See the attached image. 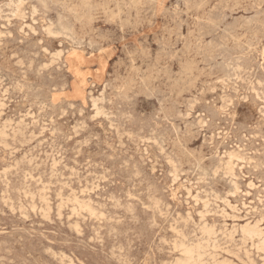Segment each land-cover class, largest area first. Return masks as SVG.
Here are the masks:
<instances>
[{"label":"rangeland","instance_id":"1","mask_svg":"<svg viewBox=\"0 0 264 264\" xmlns=\"http://www.w3.org/2000/svg\"><path fill=\"white\" fill-rule=\"evenodd\" d=\"M0 90V264H264V0H0Z\"/></svg>","mask_w":264,"mask_h":264},{"label":"bare ground","instance_id":"2","mask_svg":"<svg viewBox=\"0 0 264 264\" xmlns=\"http://www.w3.org/2000/svg\"><path fill=\"white\" fill-rule=\"evenodd\" d=\"M15 1V0H14ZM26 1V0H25ZM4 3V2H3ZM19 4V3H18ZM10 6V5H9ZM6 7H7V5H6ZM23 7V6H22ZM32 7V6H31ZM18 9H20V8H18ZM33 9V8H32ZM17 11V10H16ZM34 11H35V9H34ZM13 12V11H12ZM32 12V11H31ZM15 13V12H14ZM9 14V13H8ZM93 15V14H92ZM6 18V17H5ZM17 19V18H16ZM10 20V19H9ZM12 20V19H11ZM22 20V19H21ZM36 20V19H35ZM96 20V19H95ZM7 21V20H6ZM35 22V21H34ZM27 24V23H26ZM7 25V24H6ZM49 25H51V24H49ZM2 26V25H1ZM9 26V25H8ZM32 26V25H31ZM174 26V25H173ZM3 28V27H2ZM5 28V27H4ZM23 28V27H22ZM32 28H34V27H32ZM48 29H49V26H48ZM45 30V29H44ZM31 32V31H30ZM51 32V31H50ZM159 33H161V32H159ZM8 34V33H7ZM24 34H26V33H24ZM34 34V33H33ZM5 35V34H4ZM62 37V36H61ZM72 41V40H71ZM60 44V43H59ZM191 47V46H190ZM61 50V49H60ZM262 51V50H261ZM263 52V51H262ZM59 53V52H58ZM63 54V53H62ZM257 59V58H256ZM132 61V60H131ZM238 61V60H237ZM262 61V60H261ZM20 62V61H19ZM22 64V63H21ZM55 64V63H54ZM30 67V66H29ZM237 70H239V69H237ZM247 71V70H246ZM22 72V71H21ZM239 72V71H238ZM157 75V74H156ZM23 76V75H22ZM237 76V75H236ZM241 77V76H240ZM149 79V78H148ZM241 79V78H240ZM97 80V79H96ZM242 81V80H241ZM107 83V82H106ZM17 85V84H16ZM259 85V84H258ZM22 87V86H21ZM252 87V86H251ZM23 88V87H22ZM218 88V87H217ZM119 89V88H118ZM21 90V89H20ZM1 91V90H0ZM1 93V92H0ZM21 93V92H20ZM91 93V92H90ZM203 93V92H202ZM201 94V93H200ZM224 96V95H223ZM221 98V97H220ZM228 98V97H227ZM94 99V98H93ZM4 100V99H3ZM12 100V99H11ZM25 100V99H24ZM94 101V100H93ZM99 101V100H98ZM220 101H222V100H220ZM261 101V100H260ZM1 102V101H0ZM104 102V101H103ZM227 102V101H226ZM9 105V104H8ZM97 105V104H96ZM95 105V106H96ZM221 105V104H220ZM228 105V104H227ZM5 106V105H4ZM192 106V105H191ZM1 108V107H0ZM190 108V107H189ZM260 108V107H259ZM29 109V108H28ZM189 110V109H188ZM3 112V111H2ZM33 112V111H32ZM80 112V111H79ZM4 113V112H3ZM39 113V112H38ZM104 113V112H103ZM103 113H101V114H103ZM32 114V113H31ZM63 114V113H62ZM27 115V114H26ZM225 115V114H224ZM262 115V114H261ZM31 116V115H30ZM105 116V115H104ZM112 116H114V115H112ZM28 116H26V118H27ZM131 117V116H130ZM22 118H24V117H22ZM108 119V118H107ZM9 120H11V119H9ZM106 120V119H105ZM5 121V120H4ZM33 121V120H32ZM17 122V121H16ZM37 122V121H36ZM84 122V121H83ZM200 123V122H199ZM4 124V123H3ZM11 124H12V122H11ZM10 124V125H11ZM17 124V123H16ZM32 125V124H31ZM256 125V124H255ZM201 126V125H200ZM3 127V126H2ZM29 127H30V125H29ZM23 128V127H22ZM7 129H8V127H7ZM16 129V128H15ZM17 130V129H16ZM15 130V131H16ZM74 130H76V129H74ZM26 131V130H25ZM118 131V130H117ZM12 132V131H11ZM217 132V131H216ZM3 133V132H2ZM22 133V132H21ZM153 133V132H152ZM44 134V133H43ZM126 134V133H125ZM14 135V134H13ZM132 135V134H131ZM3 136V135H2ZM76 136V135H75ZM137 136V135H136ZM4 137V136H3ZM124 137V136H123ZM128 137V136H127ZM143 137V136H142ZM254 137V136H253ZM0 138H1V136H0ZM12 138V137H11ZM50 138V137H49ZM97 138V137H96ZM153 138V137H152ZM14 139H16V138H14ZM24 139V138H23ZM138 139H139V137H138ZM145 139V138H144ZM212 139V138H211ZM1 140V139H0ZM19 140V139H18ZM85 140H87V139H85ZM131 140V139H130ZM149 140V139H148ZM151 140V139H150ZM155 140V139H154ZM6 141V140H5ZM141 141V140H140ZM156 141V140H155ZM139 142V141H138ZM142 142V141H141ZM6 143V142H5ZM148 143V142H147ZM153 143V142H152ZM158 143V142H157ZM156 143V144H157ZM23 144V143H22ZM41 144V143H40ZM39 144V145H40ZM83 144H84V142H83ZM155 144V145H156ZM123 145V144H122ZM142 145V144H141ZM159 145V144H158ZM33 146V145H32ZM118 146V145H117ZM124 146V145H123ZM160 146V145H159ZM44 147V146H43ZM145 147V146H144ZM139 148V147H138ZM22 149V148H21ZM52 149V148H51ZM77 149V148H76ZM145 149H147V148H145ZM161 149H162V147H161ZM16 150V149H15ZM79 150V149H78ZM9 151H11V150H9ZM105 151V150H104ZM103 151V152H104ZM29 152H30V150H29ZM147 152V151H146ZM164 152V151H163ZM231 152V151H230ZM55 153V152H54ZM239 153V152H238ZM247 153V152H246ZM261 153V152H260ZM233 154V153H232ZM240 154V153H239ZM54 155V154H53ZM57 155V154H56ZM129 155V154H128ZM168 155V154H167ZM238 155V154H237ZM244 155H245V153H244ZM12 156V155H11ZM22 156V155H21ZM218 156V155H217ZM75 157V156H74ZM24 158V157H23ZM22 158V159H23ZM46 158V157H45ZM38 159V158H37ZM54 159V158H53ZM61 159V158H60ZM58 160V159H57ZM90 160V159H89ZM144 160V159H143ZM236 160V159H235ZM253 160V159H252ZM31 161V160H30ZM37 161V160H36ZM40 161H41V159H40ZM246 161V160H245ZM173 162V161H172ZM222 162V161H221ZM226 162V161H225ZM250 162V161H249ZM255 162V161H254ZM19 163V162H18ZM51 163V162H50ZM175 163V162H174ZM202 163H203V161H202ZM230 162H228V164H229ZM35 164V163H34ZM56 164V163H55ZM126 164V163H125ZM176 164V163H175ZM78 165V164H77ZM220 165V164H219ZM18 165H16V167H17ZM38 166V165H37ZM53 166H54V164H53ZM65 166V165H64ZM76 166V165H75ZM86 166V165H85ZM88 166V165H87ZM96 166V165H95ZM174 166H176V165H174ZM7 167V166H6ZM72 167V166H71ZM231 167V166H230ZM230 167H229V169H230ZM250 167V166H249ZM9 168H13V167H9ZM105 168V167H104ZM175 168V167H174ZM174 168L172 169V170H174ZM233 168V167H232ZM243 168V167H242ZM8 169V168H7ZM136 169V168H135ZM224 169V168H223ZM10 170V169H9ZM37 171V170H36ZM64 171V170H63ZM256 171V170H255ZM3 172V171H2ZM5 172V171H4ZM16 172V171H15ZM93 172V171H92ZM189 172V171H188ZM217 172V171H216ZM225 172V171H224ZM174 173V172H173ZM7 174V173H6ZM39 174V173H38ZM53 174V173H52ZM60 174V173H59ZM55 175V174H54ZM58 175V174H57ZM76 175V174H75ZM89 175V174H88ZM103 175V174H102ZM224 175H226V174H224ZM7 176V175H6ZM25 175H23V177H24ZM44 176V175H43ZM61 176V175H60ZM64 176V175H63ZM93 176V175H92ZM113 176V175H112ZM173 176V175H172ZM227 176V175H226ZM4 177V176H3ZM67 177V176H66ZM69 177V176H68ZM74 177V176H73ZM75 177H77V176H75ZM135 177V176H134ZM176 177V176H175ZM198 177V176H197ZM39 178V177H38ZM78 178V177H77ZM107 178V177H106ZM179 178V177H178ZM206 178V177H205ZM204 178V179H205ZM242 178V177H241ZM31 179H32V177H31ZM30 179V180H31ZM100 179V178H99ZM175 179V178H174ZM97 180V179H96ZM103 180H104V178H103ZM229 180H230V178H229ZM35 181V180H34ZM77 181V180H76ZM87 181V180H86ZM94 181H95V179H94ZM55 182H57V181H55ZM64 182V181H63ZM66 182H68V181H66ZM185 182V181H184ZM191 182V181H190ZM234 182V181H233ZM247 182V181H246ZM252 182V181H251ZM5 183V182H4ZM38 183V182H37ZM47 183V182H46ZM48 183H49V181H48ZM67 184V183H66ZM237 184V183H236ZM26 185V184H25ZM37 185V184H36ZM64 185V184H63ZM62 185V186H63ZM78 185L80 186L81 184H79L78 183ZM188 185V184H187ZM253 185V184H252ZM47 186V185H46ZM54 186V185H53ZM61 186V187H62ZM68 186V185H67ZM247 186V185H246ZM25 187V186H24ZM42 187V186H41ZM55 187V186H54ZM65 187V186H64ZM99 187V186H98ZM184 187V186H183ZM236 187V186H235ZM234 187V188H235ZM7 188H8V186H7ZM44 188V187H43ZM59 188H60V186H59ZM67 188V187H66ZM107 188V187H106ZM237 188V187H236ZM69 189V188H68ZM89 189V188H88ZM185 189V188H184ZM251 189V188H250ZM198 190V189H197ZM24 191V190H23ZM49 191V190H48ZM47 191V192H48ZM61 191V190H60ZM85 191V190H84ZM88 191V190H87ZM86 191V192H87ZM166 191V190H165ZM211 191V190H210ZM28 192V191H27ZM59 192V191H58ZM76 192V191H75ZM147 192V191H146ZM238 192H239V190H238ZM241 192V191H240ZM3 193V192H2ZM18 193V192H17ZM30 193V192H29ZM33 193V192H32ZM60 193V192H59ZM80 193V192H79ZM129 193V192H128ZM208 193V192H207ZM246 193V192H245ZM24 194V193H23ZM28 194V193H27ZM41 194V193H40ZM55 194H56V192H55ZM188 194H190L189 192H188ZM205 194H206V191H205ZM33 195V194H32ZM62 195V194H61ZM204 195V194H203ZM3 196H5V195H3ZM42 196V195H41ZM44 196H45V194H44ZM56 196V195H55ZM97 196V195H96ZM196 196V195H195ZM215 196H219V195H216L215 194ZM249 196V195H248ZM259 196V195H258ZM31 197V196H30ZM66 197V196H65ZM199 197V196H198ZM261 197H264V195L263 196H261ZM34 198V197H33ZM62 198H63V196H62ZM72 198V197H71ZM127 198H128V196H127ZM150 198V197H149ZM217 198V197H216ZM2 199V198H1ZM5 199V198H4ZM3 199V200H4ZM20 199V198H19ZM61 199V198H60ZM77 199V198H76ZM135 199V198H134ZM208 199V198H207ZM211 199V198H210ZM222 199V198H221ZM261 199V198H260ZM34 200V199H33ZM66 200V199H65ZM84 200V199H83ZM91 200V199H90ZM109 200V199H108ZM119 200V199H118ZM155 200V199H154ZM158 200V199H157ZM157 200H155V201H157ZM199 200V199H198ZM213 200V199H212ZM32 201V200H31ZM44 201V200H43ZM42 201V202H43ZM86 201V200H85ZM120 201V200H119ZM184 201V200H183ZM217 201V200H216ZM261 201V200H260ZM12 202V201H11ZM14 202V201H13ZM225 202V201H224ZM252 202V201H251ZM18 203V202H17ZM47 203V202H46ZM94 203V202H93ZM117 203V202H116ZM199 203V202H198ZM207 203V202H206ZM227 203V202H226ZM21 204V203H20ZM33 204V203H32ZM43 204V203H42ZM41 204V205H42ZM49 204V203H48ZM63 204V203H62ZM188 204V203H187ZM197 204V203H196ZM204 204V203H203ZM29 205V204H28ZM65 205V204H64ZM63 205V206H64ZM116 205V204H115ZM154 205V204H153ZM158 205V204H157ZM167 205V204H166ZM206 205V204H205ZM5 206H7V205H5ZM35 206V205H34ZM46 206V205H45ZM50 206V205H49ZM75 206H76V204H75ZM114 206V205H113ZM130 206V205H129ZM147 206V205H146ZM245 205H243V207H244ZM33 207V206H32ZM41 207V206H40ZM56 207V206H55ZM87 207V206H86ZM159 206H157V208H158ZM205 207V206H204ZM236 207V206H235ZM22 208H23V205H22ZM72 208V207H71ZM95 208V207H94ZM97 208V207H96ZM129 208V207H128ZM145 208V207H144ZM155 208V207H154ZM168 208V207H167ZM202 208V207H201ZM222 208V207H221ZM221 208H219V209H221ZM230 208H232V207H230ZM256 208V207H255ZM18 209V208H17ZM69 209V208H68ZM82 209V208H81ZM170 209V208H169ZM207 209V208H206ZM239 209V208H238ZM254 209V208H253ZM15 210V209H14ZM39 210V209H38ZM43 210V209H42ZM58 210V209H57ZM61 210V209H60ZM99 210V209H98ZM158 210V209H157ZM217 210V209H216ZM224 210V209H223ZM234 210V209H233ZM236 210H237V208H236ZM19 211H20V209H19ZM33 211V210H32ZM70 211V210H69ZM168 211V210H167ZM221 211V210H220ZM235 211V210H234ZM242 211V210H241ZM247 211V210H246ZM254 211V210H253ZM56 212V211H55ZM73 212V211H72ZM76 212V211H75ZM84 212V211H83ZM186 212V211H185ZM207 212V211H206ZM218 212V211H217ZM216 212V213H217ZM259 212V211H258ZM19 213V212H18ZM27 213V212H26ZM33 213V212H32ZM98 213V212H97ZM129 213V212H128ZM160 213V212H159ZM167 213V212H166ZM191 213V212H190ZM201 213V212H200ZM223 213V212H222ZM238 213V212H237ZM13 214V213H12ZM40 214V213H39ZM46 214V213H45ZM176 214V213H175ZM224 214V213H223ZM248 214V213H247ZM35 215V214H34ZM58 215V214H57ZM108 215V214H107ZM210 215H214V214H210ZM40 216V215H39ZM46 216V215H45ZM82 216V215H81ZM161 216V215H160ZM164 216V215H163ZM178 216V215H177ZM190 216V215H189ZM218 216V215H217ZM220 216V215H219ZM225 216V215H224ZM236 216V215H235ZM44 217V216H43ZM59 217V216H58ZM57 217V218H58ZM61 217V216H60ZM164 217H166V216H164ZM204 217V216H203ZM221 217V216H220ZM27 218V217H26ZM82 218V217H81ZM87 218V217H86ZM190 218V217H189ZM225 218V217H224ZM232 218V217H231ZM261 218V217H260ZM69 219V218H68ZM77 219V218H76ZM165 219V218H164ZM174 219V218H173ZM180 219H181V217H180ZM223 219V218H222ZM226 219V218H225ZM233 219H234V217H233ZM241 219V218H240ZM59 220V219H58ZM86 220V219H85ZM152 220V219H151ZM190 220V219H189ZM258 220V219H257ZM261 221H262V219H260ZM53 221V220H52ZM67 221V220H66ZM76 221V220H75ZM94 221V220H93ZM99 221V220H98ZM107 221V220H106ZM114 221H115V219H114ZM119 221V220H118ZM149 221V220H148ZM260 221V222H261ZM59 222V221H58ZM100 222V221H99ZM111 222H112V220H111ZM110 222V223H111ZM164 222V221H163ZM255 222V221H254ZM259 222V223H260ZM137 223V222H136ZM153 223H155V222H153ZM191 223V222H190ZM237 223V222H236ZM245 223V222H244ZM75 224V223H74ZM77 224H78V222H77ZM123 224V223H122ZM175 224V223H174ZM178 224V223H177ZM186 224V223H185ZM194 224V223H193ZM206 224V223H205ZM225 224V223H224ZM223 224V225H224ZM240 224V223H239ZM196 225V224H195ZM207 225V224H206ZM222 225V224H221ZM228 225V224H227ZM232 225H234V224H232ZM244 225H246V224H244ZM110 226V225H109ZM176 226V225H175ZM184 226V225H183ZM225 226V225H224ZM231 226V225H230ZM7 227V226H6ZM80 227V226H79ZM101 227V226H100ZM209 227V226H208ZM250 227V226H249ZM252 227V226H251ZM73 228V227H72ZM102 228V227H101ZM201 228V227H200ZM255 228V227H254ZM18 229V228H17ZM71 229V228H70ZM202 229V228H201ZM207 229V228H206ZM232 229V228H231ZM230 229V230H231ZM242 229V228H241ZM184 230V229H183ZM203 230V229H202ZM229 230V231H230ZM251 229H249V231L247 230V232H248V234H249V236H251L253 239H254V236H255V233H253V231L251 230ZM260 230V229H259ZM71 231V230H70ZM171 231V230H170ZM195 231V230H194ZM222 231V230H221ZM224 231V230H223ZM234 231V230H233ZM80 232V231H79ZM203 232H204V230H203ZM202 232V233H203ZM220 232V231H219ZM225 232V231H224ZM243 232V231H242ZM263 232V231H262ZM74 233H76V232H74ZM117 233V232H116ZM125 233V232H124ZM194 233V232H193ZM207 233H208V231H207ZM227 233V232H226ZM259 233H260V231H259ZM259 233H256V234H259ZM30 234V233H29ZM97 234V233H96ZM177 234V233H176ZM218 234V233H217ZM224 234V233H223ZM237 234V233H236ZM32 235V234H31ZM81 235V234H80ZM189 235V234H188ZM187 235V236H188ZM201 235V234H200ZM204 235V234H203ZM214 235V234H213ZM243 235V234H242ZM37 236V235H36ZM78 236V235H77ZM177 236V235H176ZM258 236V235H257ZM161 237V236H160ZM215 237V236H214ZM223 237V236H222ZM229 237V236H228ZM185 238V237H184ZM250 238V237H249ZM162 239V238H161ZM176 239V238H175ZM182 239V238H181ZM214 239V238H213ZM215 239H217V238H215ZM232 239V238H231ZM241 239V238H240ZM245 239V238H244ZM247 239V238H246ZM184 240V239H183ZM203 240V239H202ZM211 240V239H210ZM248 240V239H247ZM263 240V239H262ZM91 241V240H90ZM213 241V240H212ZM244 241V240H243ZM162 242H163V240H162ZM170 242V241H169ZM189 242H190V240H189ZM200 242V241H199ZM224 242V241H223ZM251 242H253V241H251ZM262 241L260 240V243H261ZM94 243H95V241H94ZM178 243V242H177ZM191 243V242H190ZM241 243V242H240ZM245 243V242H244ZM3 244V243H2ZM174 244V243H173ZM181 244H183V243H181ZM195 244V243H194ZM202 244V243H201ZM252 244V243H251ZM172 245V244H171ZM241 245V244H240ZM5 246V245H4ZM183 246V245H182ZM185 246H187V247H185ZM185 252H184V254L186 253V255H187V258H188V261L191 263V262H193V264H194V261H195V259H196V256H194V254H195V249L193 250L192 248L194 247H191V248H189L188 247V245H186L185 244ZM209 246V245H208ZM253 246V245H252ZM256 246H257V244H256ZM129 247V246H128ZM172 247V246H171ZM174 247V246H173ZM262 246H260V248H261ZM183 248V247H182ZM197 249L196 250H198L199 248L198 247H196ZM222 248H223V246H222ZM250 248V247H249ZM115 249V248H114ZM123 249V248H122ZM160 249V248H159ZM174 249V248H173ZM172 249V250H173ZM203 249H205V248H203ZM236 249V248H235ZM237 249H238V247H237ZM161 250V249H160ZM208 250V249H207ZM206 250V251H207ZM222 250V249H221ZM228 250V249H227ZM242 250H244V249H242ZM247 250V249H246ZM5 251V250H4ZM121 251V250H120ZM167 251V250H166ZM184 251V250H183ZM215 251V250H214ZM229 251V250H228ZM238 251V250H237ZM241 251V250H240ZM240 251H238V252H240ZM258 251H259V249H258ZM174 252V251H173ZM203 252V251H202ZM208 252V251H207ZM223 252V251H222ZM237 252V253H238ZM244 252V251H243ZM257 252V251H256ZM263 252H264V250H263ZM48 253V252H47ZM182 253V252H181ZM233 253V252H232ZM231 253V254H232ZM235 253V252H234ZM64 254V253H63ZM183 254V255H184ZM201 254V253H200ZM206 254V253H205ZM213 254V253H212ZM215 254V253H214ZM217 254V253H216ZM245 254V253H244ZM181 255V254H180ZM199 255V254H198ZM221 255V254H220ZM248 255V254H247ZM251 255V254H250ZM171 256V255H170ZM205 256V255H204ZM216 256V255H215ZM147 257V256H146ZM186 257V256H185ZM232 257H233V255H232ZM249 257V256H248ZM58 258V257H57ZM66 258V257H65ZM178 258V257H177ZM206 258V257H205ZM212 258V257H211ZM224 258V257H223ZM63 259V258H62ZM185 259V258H184ZM208 259V258H207ZM210 259V258H209ZM260 259V258H259ZM10 260H12V259H10ZM181 260V259H180ZM186 260V259H185ZM201 260V259H200ZM211 260V259H210ZM224 260V259H223ZM223 260L221 261V262H223ZM236 260H237V257H236ZM239 260V259H238ZM247 260H248V258H247ZM161 261V260H160ZM171 261V260H170ZM187 261V260H186ZM185 261V262H186ZM199 261V260H198ZM216 261V260H215ZM229 261V260H228ZM262 261H264V260H262ZM14 262V261H13ZM63 262V261H62ZM120 262V261H119ZM197 262V261H196ZM218 262V261H217ZM230 262V261H229ZM248 262V261H247ZM12 263V262H11ZM23 263V262H22ZM59 263V262H58ZM145 263V262H144ZM175 263V262H174ZM174 263H172V264H174ZM187 264H188V262H186ZM198 263H200V262H198ZM212 263V262H211ZM233 263V262H232ZM242 263V262H241ZM250 263V262H249ZM254 263V262H253ZM252 263V264H253ZM262 263V262H261ZM6 264V263H5ZM207 264V263H206ZM218 264H220V262L218 263ZM237 264V263H236ZM245 264H246V262H245Z\"/></svg>","mask_w":264,"mask_h":264}]
</instances>
